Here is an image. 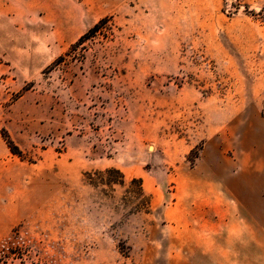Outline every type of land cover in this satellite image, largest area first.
<instances>
[{"label": "rangeland", "instance_id": "1", "mask_svg": "<svg viewBox=\"0 0 264 264\" xmlns=\"http://www.w3.org/2000/svg\"><path fill=\"white\" fill-rule=\"evenodd\" d=\"M0 3V132L23 154L0 195V264H152V192L210 173L212 154L232 174L264 116V0Z\"/></svg>", "mask_w": 264, "mask_h": 264}, {"label": "crops", "instance_id": "2", "mask_svg": "<svg viewBox=\"0 0 264 264\" xmlns=\"http://www.w3.org/2000/svg\"><path fill=\"white\" fill-rule=\"evenodd\" d=\"M10 10L0 3L2 58L11 52L4 36ZM250 123L232 174L212 154L199 170L210 173L193 168L163 185L161 198L152 192V264L160 244L166 251L161 264H264V116L254 115ZM15 174L14 155L0 133V195L11 192Z\"/></svg>", "mask_w": 264, "mask_h": 264}, {"label": "trees", "instance_id": "3", "mask_svg": "<svg viewBox=\"0 0 264 264\" xmlns=\"http://www.w3.org/2000/svg\"><path fill=\"white\" fill-rule=\"evenodd\" d=\"M96 27L97 26H94L92 30H94ZM79 41H81V40H79ZM77 44L78 43L74 44L73 46L75 47ZM0 133H1V136L6 143V146L8 147L9 151L11 152V154L16 156L20 160H22L23 154H22L21 150L12 142V140L8 137V135L4 131H1ZM99 174L107 177V178H105V180H103L105 182V184H107V185L109 184L112 186L113 185H121L122 186L124 184L123 175L118 170H115L113 168L105 169L104 171L99 172ZM114 174H117V176L119 177L117 180H115V179L113 180L112 177ZM87 176L89 177L90 174H87ZM134 182L139 183L141 186L140 180L132 179L130 181V183H134ZM88 184L94 186V184L91 182V180H90V182H88ZM139 189H140V194H143L142 187H140ZM149 204H151L150 198H149Z\"/></svg>", "mask_w": 264, "mask_h": 264}, {"label": "built area", "instance_id": "4", "mask_svg": "<svg viewBox=\"0 0 264 264\" xmlns=\"http://www.w3.org/2000/svg\"><path fill=\"white\" fill-rule=\"evenodd\" d=\"M6 80L7 78L0 77V111L3 109L4 105L8 103V100L4 99V95L9 91Z\"/></svg>", "mask_w": 264, "mask_h": 264}]
</instances>
